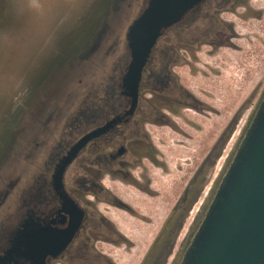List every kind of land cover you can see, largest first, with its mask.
Instances as JSON below:
<instances>
[{
  "label": "flooded vegetation",
  "instance_id": "af4514ba",
  "mask_svg": "<svg viewBox=\"0 0 264 264\" xmlns=\"http://www.w3.org/2000/svg\"><path fill=\"white\" fill-rule=\"evenodd\" d=\"M194 24L198 27L192 30ZM243 25L255 26L264 33V0H203L178 28L183 37L189 36L188 40H192L181 45L182 50L187 55L215 53L225 48L239 50L235 42L245 37L239 31ZM169 50L160 52V70L150 68L151 59L132 113H128L132 109L131 100L123 96L120 89L123 71L100 110L91 109L88 102L83 103V110L68 119L72 129L60 141L56 142L47 127L44 128V120L41 122L37 147L46 146L51 137V142L55 141L57 146L43 163L41 173L23 185L13 210L12 202L8 203L13 185H8L1 194L0 210L7 207L10 212L0 224V256L10 248L12 235L21 230L23 256L13 264H121L123 252L131 254L137 244L113 215L121 212L136 221L151 223L134 209L127 197L137 193L160 198L165 190L160 178L166 176L182 179L184 189L139 264H180L212 198V193L204 195L203 189L214 175L212 185L217 183L216 170L230 145L233 146L222 170L233 157L238 122L246 117V109L249 111L251 104L248 102L247 108L245 103L234 115L215 145L201 159L203 143L196 147L195 135L191 132H200L203 127L186 112L193 111L203 117L214 109L180 86L173 69L183 60L172 58ZM183 59L186 61V56ZM252 116L249 111L248 122L238 140L243 137ZM160 127L169 128L183 138L184 142H175V146L183 150L174 148L173 164L172 160H167L165 152L154 145L153 134ZM98 131L100 133L90 137L75 155L65 169L61 184L57 185L55 174L64 158ZM186 150L196 152V163L191 156L186 158ZM27 226H30L28 231ZM76 226L78 229L69 240L70 231ZM60 248L63 249L60 251Z\"/></svg>",
  "mask_w": 264,
  "mask_h": 264
},
{
  "label": "rangeland",
  "instance_id": "374dc122",
  "mask_svg": "<svg viewBox=\"0 0 264 264\" xmlns=\"http://www.w3.org/2000/svg\"><path fill=\"white\" fill-rule=\"evenodd\" d=\"M103 1L0 0V196L8 185H13V195L8 202H12V210L23 185L41 173L43 163L57 146L56 142L70 133L72 127L68 126V119L80 113L85 102L90 103L91 109L99 111L101 104L116 87L126 68L128 58L125 33L134 16L142 9L144 0L127 1L131 7L126 13L121 14L119 18L121 23L112 24L114 34L104 49L90 65L81 68L78 74L72 77L71 82L61 87L52 97L46 96L47 102L39 115L32 114V109L27 106L30 86L35 85L40 74H47L62 60L51 55L58 49L65 51L66 55L80 46V39L85 37L84 33L89 29L90 16ZM197 27L198 24H194L191 29L195 30ZM178 28L169 31L160 41L150 68L160 70L162 67L158 60L160 52L170 49L172 58L179 57L183 60L173 69L180 86L202 98L214 109L203 117L193 111L186 112L203 127L200 132H191V135H195L196 147L201 145L200 142L203 143L202 159L245 103L247 108L249 103L251 104L249 111L254 115L260 98L264 95V33L258 31L255 26H250L251 30L247 25H243L239 31L243 32L245 37L235 42L240 46L239 50L225 48L215 53L187 55L181 45L189 44L192 40H188L189 36L183 37L182 31ZM183 56H186V61ZM20 110H24L25 118L33 116L28 119L26 127L12 145L13 134H9V131L13 121L4 119L17 115ZM249 111L246 109V117L243 116L238 122L235 135L236 149L240 142L239 134L248 122ZM43 120L47 125L44 128L47 127L56 142H51L53 139L51 137L46 146L37 147L40 143L37 142V137ZM153 135L155 147L165 152L169 158L166 157L167 160H172L173 164L175 161L171 156H175L174 148L178 147L181 152L183 150L179 145L176 147L175 142L177 141L176 144L182 142L183 138L171 132L169 128L161 127L156 129ZM10 145L12 148L8 153ZM232 146L230 145L227 152H224L225 158L230 154ZM186 151V158L191 156L196 163L198 159L196 152ZM224 159L218 165L216 174L221 173ZM214 177L206 184L204 195L213 187L211 180ZM160 179L165 185L160 198H147L137 193L127 197L134 209L151 223L141 219L139 222L136 218L132 221L120 215L129 225L128 233L137 244L130 255L121 256L119 261L122 264H139L177 196L183 192L182 179H171L166 176H161ZM9 212L7 207L0 210V224Z\"/></svg>",
  "mask_w": 264,
  "mask_h": 264
},
{
  "label": "water",
  "instance_id": "95a60500",
  "mask_svg": "<svg viewBox=\"0 0 264 264\" xmlns=\"http://www.w3.org/2000/svg\"><path fill=\"white\" fill-rule=\"evenodd\" d=\"M127 1L104 0L90 16L89 29L80 39V46L66 55L62 49L51 55L62 60L47 74H40L35 85L30 86L26 102L32 114L39 115L47 102L46 96L52 97L71 82L72 77L81 68L90 65L104 49L114 34L112 24L117 25L121 14L131 7ZM202 2L144 0L142 9L134 16L125 33L128 59L120 89L123 96L131 100L132 109L128 113H132L139 101L145 71L160 41L169 31L179 27ZM24 114V110H20L17 115L4 119L13 121L9 131L13 134L12 145L33 116L25 118ZM99 133L89 135L64 158L55 174L57 185L61 184L66 167L86 141ZM11 148L10 145L8 153ZM205 190L206 185L203 193ZM210 192L211 201L180 264H264V97L233 157ZM29 227L25 229L28 231ZM77 229L78 226L71 229L69 240L73 239ZM22 240V232L17 230L12 235L10 248L0 256V264H13L23 256Z\"/></svg>",
  "mask_w": 264,
  "mask_h": 264
},
{
  "label": "crops",
  "instance_id": "0c3cea01",
  "mask_svg": "<svg viewBox=\"0 0 264 264\" xmlns=\"http://www.w3.org/2000/svg\"><path fill=\"white\" fill-rule=\"evenodd\" d=\"M120 215H123V216H125L124 218H130L129 220H131L132 218L131 217H129L127 214H125V213H117V214H114L113 215V217L116 219V222L117 223H119V225L121 226V228L123 229V231H125L126 233H128V228H129V225L125 222V221H123L122 219L123 218H121L120 217ZM121 218V220H120V218ZM134 219H132V221H133ZM129 234V233H128ZM122 255H130V254H125L124 252H123V254ZM122 264V263H121Z\"/></svg>",
  "mask_w": 264,
  "mask_h": 264
},
{
  "label": "trees",
  "instance_id": "16d2710c",
  "mask_svg": "<svg viewBox=\"0 0 264 264\" xmlns=\"http://www.w3.org/2000/svg\"><path fill=\"white\" fill-rule=\"evenodd\" d=\"M254 116V115H253ZM253 116H252V118H253Z\"/></svg>",
  "mask_w": 264,
  "mask_h": 264
},
{
  "label": "bare ground",
  "instance_id": "6f19581e",
  "mask_svg": "<svg viewBox=\"0 0 264 264\" xmlns=\"http://www.w3.org/2000/svg\"><path fill=\"white\" fill-rule=\"evenodd\" d=\"M227 83V82H226Z\"/></svg>",
  "mask_w": 264,
  "mask_h": 264
}]
</instances>
